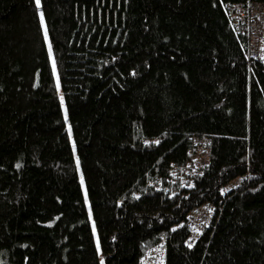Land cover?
<instances>
[{
  "label": "trees",
  "instance_id": "trees-1",
  "mask_svg": "<svg viewBox=\"0 0 264 264\" xmlns=\"http://www.w3.org/2000/svg\"><path fill=\"white\" fill-rule=\"evenodd\" d=\"M249 3L0 0V264H101L41 16L104 264H264Z\"/></svg>",
  "mask_w": 264,
  "mask_h": 264
},
{
  "label": "built area",
  "instance_id": "built-area-1",
  "mask_svg": "<svg viewBox=\"0 0 264 264\" xmlns=\"http://www.w3.org/2000/svg\"><path fill=\"white\" fill-rule=\"evenodd\" d=\"M262 5L249 3L247 6H239L238 8V16L241 24L247 25L249 28V35H251V39L249 40L248 50L250 52V57L254 59H260L264 62V10ZM257 11H261V16L257 13ZM255 19L254 24H252L251 20ZM203 215L201 220H197L194 217L197 215ZM212 214L211 209L198 208L192 212V215L189 218V227L191 238L197 237L204 229L205 225L210 222L209 218ZM190 240L186 241V245L190 244ZM149 251L145 257L142 259L143 264H160L157 261H153V255L156 254L155 251L150 254Z\"/></svg>",
  "mask_w": 264,
  "mask_h": 264
},
{
  "label": "rangeland",
  "instance_id": "rangeland-1",
  "mask_svg": "<svg viewBox=\"0 0 264 264\" xmlns=\"http://www.w3.org/2000/svg\"><path fill=\"white\" fill-rule=\"evenodd\" d=\"M257 13L261 16L262 12L261 11H257ZM42 27H43V30L44 32L46 33V30H45V24H44V21H43V24H42ZM47 34V33H46ZM45 42H46V47L49 51V59H50V64L52 66V70H53V75H54V79H55V83H56V86H57V91H58V95H59V100H60V106H61V111H62V116L66 122V129L68 131V135H69V140H70V144L73 148V151H74V156H75V160H76V164H77V167H78V171H79V182L81 183V187H82V192H83V195H84V199H85V203H86V206H87V211H88V217H89V223H90V227H91V230H92V233H93V237H94V241H95V244H96V247H97V250H98V253L100 255V261H101V264H104V261H103V258H102V255H101V252H100V246H99V240H98V235H97V232H96V228H95V224H94V220H93V216H92V213H91V209H90V206H89V201H88V196H87V191H86V186H85V183H84V180H83V177L81 175V171H80V167H79V162H78V157L76 155V152H75V146H74V140H73V136H72V133H71V129H70V125H69V122H68V119H67V114H66V106H65V102L63 100V96L61 94V87H60V82H59V79H58V75H57V72L55 70V65H54V60H53V56L51 54V51H50V43H49V38L47 36V39L45 38ZM204 162V161H203ZM195 219L197 220H201L203 218V215H197L194 217ZM158 250V249H157ZM155 251L156 254L153 255V258L152 260L153 261H157V263H162L164 262V257H163V260H162V255H161V251H156V250H151L150 254H152V252ZM164 254V252H163Z\"/></svg>",
  "mask_w": 264,
  "mask_h": 264
},
{
  "label": "snow or ice",
  "instance_id": "snow-or-ice-1",
  "mask_svg": "<svg viewBox=\"0 0 264 264\" xmlns=\"http://www.w3.org/2000/svg\"><path fill=\"white\" fill-rule=\"evenodd\" d=\"M36 5L39 8L40 7V0H36ZM41 23L43 24V16H41ZM45 38L47 39V34L45 33ZM191 246V245H189Z\"/></svg>",
  "mask_w": 264,
  "mask_h": 264
}]
</instances>
